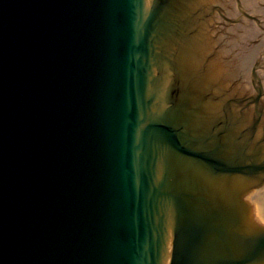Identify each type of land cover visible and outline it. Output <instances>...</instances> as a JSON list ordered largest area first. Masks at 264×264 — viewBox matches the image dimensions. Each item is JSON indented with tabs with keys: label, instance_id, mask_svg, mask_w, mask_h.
Returning <instances> with one entry per match:
<instances>
[{
	"label": "water",
	"instance_id": "95a60500",
	"mask_svg": "<svg viewBox=\"0 0 264 264\" xmlns=\"http://www.w3.org/2000/svg\"><path fill=\"white\" fill-rule=\"evenodd\" d=\"M236 13L0 0V264H264V32Z\"/></svg>",
	"mask_w": 264,
	"mask_h": 264
},
{
	"label": "flooded vegetation",
	"instance_id": "af4514ba",
	"mask_svg": "<svg viewBox=\"0 0 264 264\" xmlns=\"http://www.w3.org/2000/svg\"><path fill=\"white\" fill-rule=\"evenodd\" d=\"M227 2V5L229 7H232L236 9V14L242 18L247 19L249 22L254 21L258 28L261 29L262 32H264V13L263 11L257 12L255 10H251L252 8H261L264 7V0H225ZM215 6H221L220 3L216 2ZM229 19H233L236 17L228 16ZM264 33L259 34L257 37L254 38L252 42V49H255L256 51V57L253 59L251 65H250V83L253 88L254 96L256 95V92L258 90H261V95L263 96V87H264V76H262L258 73L259 67H264ZM258 46V48H257ZM252 51V50H250ZM260 58V59H259ZM260 83L262 84V87L260 86ZM249 92L245 91V94H248ZM261 96V97H262Z\"/></svg>",
	"mask_w": 264,
	"mask_h": 264
}]
</instances>
